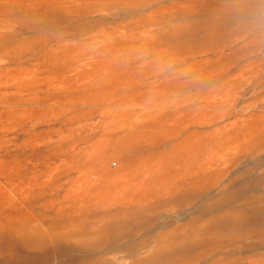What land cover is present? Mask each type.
<instances>
[{
    "label": "rangeland",
    "instance_id": "obj_1",
    "mask_svg": "<svg viewBox=\"0 0 264 264\" xmlns=\"http://www.w3.org/2000/svg\"><path fill=\"white\" fill-rule=\"evenodd\" d=\"M0 264H264V0H0Z\"/></svg>",
    "mask_w": 264,
    "mask_h": 264
}]
</instances>
